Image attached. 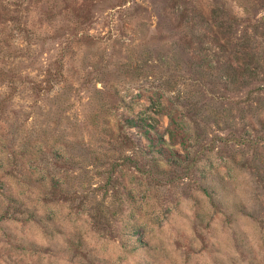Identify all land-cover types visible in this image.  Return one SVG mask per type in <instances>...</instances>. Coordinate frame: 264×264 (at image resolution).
I'll use <instances>...</instances> for the list:
<instances>
[{
  "label": "rangeland",
  "instance_id": "obj_1",
  "mask_svg": "<svg viewBox=\"0 0 264 264\" xmlns=\"http://www.w3.org/2000/svg\"><path fill=\"white\" fill-rule=\"evenodd\" d=\"M0 264H264V0H0Z\"/></svg>",
  "mask_w": 264,
  "mask_h": 264
},
{
  "label": "trees",
  "instance_id": "obj_2",
  "mask_svg": "<svg viewBox=\"0 0 264 264\" xmlns=\"http://www.w3.org/2000/svg\"><path fill=\"white\" fill-rule=\"evenodd\" d=\"M217 10H215V12H213L212 14L215 15L217 14ZM216 26L218 27V31H217V34H216V40L217 41H229L230 40V34H231V31L227 30V29H224V22L222 23L221 20H219L218 23H216Z\"/></svg>",
  "mask_w": 264,
  "mask_h": 264
}]
</instances>
